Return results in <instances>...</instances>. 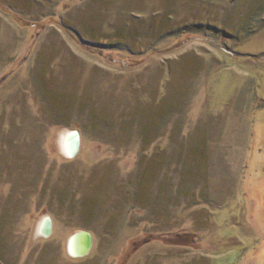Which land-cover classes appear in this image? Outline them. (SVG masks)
<instances>
[{
  "label": "rangeland",
  "instance_id": "374dc122",
  "mask_svg": "<svg viewBox=\"0 0 264 264\" xmlns=\"http://www.w3.org/2000/svg\"><path fill=\"white\" fill-rule=\"evenodd\" d=\"M0 264H264V0H0Z\"/></svg>",
  "mask_w": 264,
  "mask_h": 264
},
{
  "label": "bare ground",
  "instance_id": "6f19581e",
  "mask_svg": "<svg viewBox=\"0 0 264 264\" xmlns=\"http://www.w3.org/2000/svg\"><path fill=\"white\" fill-rule=\"evenodd\" d=\"M75 141H76V137H74L73 134H67L62 140L64 152L69 156H74L73 149L75 148ZM48 221H49V217L45 219L44 223L39 226L38 231H41L42 233L48 235L49 232L51 231V228H48ZM79 237L77 236L76 238L74 237L71 238L69 244V252L76 255L77 257H79V253L81 251Z\"/></svg>",
  "mask_w": 264,
  "mask_h": 264
},
{
  "label": "water",
  "instance_id": "95a60500",
  "mask_svg": "<svg viewBox=\"0 0 264 264\" xmlns=\"http://www.w3.org/2000/svg\"><path fill=\"white\" fill-rule=\"evenodd\" d=\"M72 134L74 135V137H76L75 148L73 149V155L76 156L77 153L80 150L81 136H80V133L78 131H74ZM48 228H51V231H52L53 222H52V219L50 217H49V221H48ZM51 231L49 232V234L51 233ZM77 236L78 237L80 236L79 238H80L81 251L79 253V256L88 255L89 252L92 249V246H93V236H92V234L90 232H88V231H81V232L73 235L74 238H76ZM69 244H70V241H69Z\"/></svg>",
  "mask_w": 264,
  "mask_h": 264
},
{
  "label": "flooded vegetation",
  "instance_id": "af4514ba",
  "mask_svg": "<svg viewBox=\"0 0 264 264\" xmlns=\"http://www.w3.org/2000/svg\"><path fill=\"white\" fill-rule=\"evenodd\" d=\"M52 222H53V220H52ZM83 257V256H82Z\"/></svg>",
  "mask_w": 264,
  "mask_h": 264
}]
</instances>
